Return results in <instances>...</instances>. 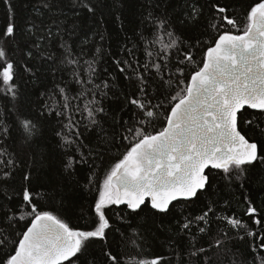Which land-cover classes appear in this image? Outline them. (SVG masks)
Instances as JSON below:
<instances>
[{
  "label": "snow or ice",
  "instance_id": "1",
  "mask_svg": "<svg viewBox=\"0 0 264 264\" xmlns=\"http://www.w3.org/2000/svg\"><path fill=\"white\" fill-rule=\"evenodd\" d=\"M0 3V264H264V0Z\"/></svg>",
  "mask_w": 264,
  "mask_h": 264
},
{
  "label": "trees",
  "instance_id": "2",
  "mask_svg": "<svg viewBox=\"0 0 264 264\" xmlns=\"http://www.w3.org/2000/svg\"><path fill=\"white\" fill-rule=\"evenodd\" d=\"M229 2H233V0H229ZM234 2L238 5H246L247 3L250 2V0H234ZM239 10V9H238ZM3 13H4V5L3 3H0V22H2V18H3ZM150 243H152V250L156 251V252H160V251H164V249L160 248L159 244L160 242H152L150 241Z\"/></svg>",
  "mask_w": 264,
  "mask_h": 264
}]
</instances>
